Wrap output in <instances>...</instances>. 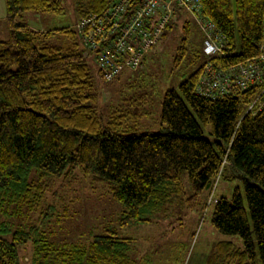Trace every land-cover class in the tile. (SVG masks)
Segmentation results:
<instances>
[{
	"label": "trees",
	"instance_id": "1",
	"mask_svg": "<svg viewBox=\"0 0 264 264\" xmlns=\"http://www.w3.org/2000/svg\"><path fill=\"white\" fill-rule=\"evenodd\" d=\"M73 1L79 20L112 0ZM199 3L205 18L228 40L226 58H212V63L224 67L259 54L264 0H234V8L232 0ZM4 4L8 38L0 41V264H21L19 250L28 243L35 264L50 259L58 264H132L129 239L120 238L111 225L87 243L58 246L39 235L37 225L17 221L37 212L41 220L47 209L40 211L46 181L69 180L75 172L106 184L122 206L119 228L149 222L148 215L167 214L176 206L195 207L230 172L225 178L239 179L242 187H234L230 197L214 199L210 223L223 235L239 237L242 248L217 242L206 264H264V108L247 112L260 87L215 100L197 95L207 60L201 49L192 55V63L198 62L195 70L163 94L161 130L138 133L140 112L115 107L104 119L97 109L87 61L91 53L73 26L37 31L21 21L27 12L62 15V0ZM190 23L181 25L173 73L187 58ZM57 36L66 41L53 43ZM201 126L210 128L208 136Z\"/></svg>",
	"mask_w": 264,
	"mask_h": 264
},
{
	"label": "rangeland",
	"instance_id": "2",
	"mask_svg": "<svg viewBox=\"0 0 264 264\" xmlns=\"http://www.w3.org/2000/svg\"><path fill=\"white\" fill-rule=\"evenodd\" d=\"M62 2L64 11L60 16L27 12L22 15L21 21L34 30L48 31L71 27L77 22L75 3L73 0ZM232 4L234 8V0ZM181 14L172 17L159 45L147 55L142 68L136 73L125 72L114 81L104 83L96 68L94 57L88 56L96 107L104 119L111 115L115 107H130L133 111L143 114L137 126L138 133H156L161 130L160 112L165 90L177 89L179 83L195 70L198 62L192 63V55L202 49V34L196 24L190 21V47L187 58L178 72H171L172 58L182 36L181 25L188 20ZM4 17L5 4L4 0H0V41L8 38ZM63 41H66L65 38L57 36L53 43L62 44ZM238 43L236 39L237 46ZM201 127L204 135L208 136L210 128ZM227 175H230V172L218 179L211 194L203 193L201 202L193 208L176 206L167 214L160 212L148 215L149 222L119 228L117 218L122 206L110 197L106 184H94L90 178L75 172L69 180L46 181L44 202L40 211L47 209L41 220L37 212L29 220L21 216L22 219L17 221L37 225L39 235L42 232L44 239L58 246L87 243L92 235L101 234L103 227L111 225L120 238L129 239L127 255L132 264H206L209 252L217 242L230 241L235 247L242 248L239 237L223 235L210 223L211 204L214 199L221 196L230 197L234 187H242L239 179L227 180ZM0 220H3L1 216ZM33 251L30 243L20 247L21 264H35ZM45 264L58 263L50 259Z\"/></svg>",
	"mask_w": 264,
	"mask_h": 264
},
{
	"label": "built area",
	"instance_id": "3",
	"mask_svg": "<svg viewBox=\"0 0 264 264\" xmlns=\"http://www.w3.org/2000/svg\"><path fill=\"white\" fill-rule=\"evenodd\" d=\"M179 13L195 23L203 37L202 54L207 60L197 95L215 100L256 86L260 93L247 112L264 108V43L255 57L216 66L210 59L226 58L228 40L205 18L199 0H112L102 11L77 20L73 28L81 45L94 57L102 81L109 83L125 72L138 71Z\"/></svg>",
	"mask_w": 264,
	"mask_h": 264
},
{
	"label": "crops",
	"instance_id": "4",
	"mask_svg": "<svg viewBox=\"0 0 264 264\" xmlns=\"http://www.w3.org/2000/svg\"><path fill=\"white\" fill-rule=\"evenodd\" d=\"M38 31V30H37ZM39 31H42V30H39ZM160 42V41H159ZM159 45V44H158Z\"/></svg>",
	"mask_w": 264,
	"mask_h": 264
}]
</instances>
